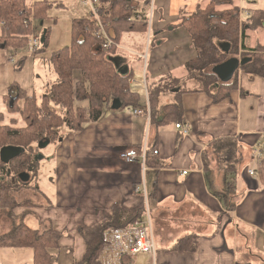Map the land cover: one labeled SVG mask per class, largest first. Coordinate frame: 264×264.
I'll return each mask as SVG.
<instances>
[{
    "label": "crops",
    "instance_id": "crops-1",
    "mask_svg": "<svg viewBox=\"0 0 264 264\" xmlns=\"http://www.w3.org/2000/svg\"><path fill=\"white\" fill-rule=\"evenodd\" d=\"M229 2L217 9L237 7L243 21L255 11L264 12V0ZM205 5V0H154L151 26L145 33H122L111 56L133 73L130 83L140 94V107H113L111 101L99 120L88 121L80 131H67L47 151L52 152L47 155L48 164L54 162L56 178L50 180L52 189L42 191L37 184L41 200L24 222L33 229L53 227L63 232L53 251L56 264H73L82 258L86 246L78 227L98 222L103 209L113 203L143 206L142 220H150L155 243L154 264L264 263V174L252 177L247 173L249 168L256 174L261 171L250 151L264 136V79L239 71L236 89L217 103L204 92H183L180 102L186 134L175 127L176 121L156 124L150 119L145 84L166 75L185 76L184 64L196 51L179 25V16ZM148 35L152 43L147 49ZM244 36L246 48L264 45V23L245 29ZM45 51L34 55L27 49L12 53L0 48V106H5V119L4 98L11 86L34 94L40 103L55 80L50 53L45 56ZM23 71L31 87L19 83ZM74 74L79 78L78 71ZM174 93H161L158 106L174 102ZM133 109H144L148 116L135 115ZM218 139L234 140L237 154H232L230 160L235 157V163L230 166L216 151L219 146L213 143ZM143 147L148 150L144 163L120 159V152ZM42 168L43 163L39 173ZM180 238H190L192 250H176ZM2 249L26 251L1 248L0 254ZM100 253L91 264H106L104 257L95 261ZM145 259L121 255L117 264H153Z\"/></svg>",
    "mask_w": 264,
    "mask_h": 264
},
{
    "label": "trees",
    "instance_id": "trees-1",
    "mask_svg": "<svg viewBox=\"0 0 264 264\" xmlns=\"http://www.w3.org/2000/svg\"><path fill=\"white\" fill-rule=\"evenodd\" d=\"M149 1L98 0L97 16L91 13L89 17L72 19L71 43L48 55L56 78L41 96L40 103H37L34 94L28 95L16 86L9 88L4 98L6 112H19L23 126L15 128L12 119L9 124L3 123L5 114L0 112V150L5 146H16L22 151L7 163L0 160V209L5 210L11 220V226L0 234V249H29L32 254L30 264H56L53 251L59 247L58 242L63 232L53 227L42 231L29 227L24 218L31 214V209L38 207V204L30 200L18 202L13 192L22 187H30L33 176L37 175L38 178L40 163L37 164V157L40 154H31L35 151L33 143L40 149L41 142H46L47 145L55 140L58 142L61 139V127H65L69 132L84 129L88 121L99 120L109 101L114 99L126 107H140V94L132 89L130 83L133 73L126 70L114 57L108 56V53H114L122 33L146 32L145 9ZM210 3L198 6L191 14L179 16V25L186 29L196 51V55L184 64L185 76L176 78L166 75L146 86L150 119L156 124L170 120L183 123L180 102L183 92H204L217 103L226 99L230 92L236 89L239 71L264 79V45L249 49L243 44L245 29H256L262 25L264 12L255 11L250 18L243 21L240 20L237 7L214 10ZM214 4L222 5L223 2ZM26 6L27 0H0L1 49L12 53L27 49L28 36L33 29L30 28L29 22L24 24L28 13ZM50 6L47 0H36L33 7L34 16L44 17L46 9ZM136 12L140 14L139 18H136ZM99 24L103 25L113 41L112 46L107 49L102 48L103 39L96 34ZM48 35L49 28L44 29L39 45L31 54L35 55L46 49ZM222 44H227L228 49H223ZM238 49L248 50L249 55L243 54L239 58L250 57V61L240 66L239 71H234L229 80L222 81L215 67L230 58H238ZM22 58L24 56L19 59ZM76 71L79 72L77 79L74 74ZM164 92H175V101L159 107L158 96ZM17 101L22 102L20 107L16 106ZM78 102L86 104L79 106L76 105ZM213 144H218L216 151L221 152L224 162L229 163V166L235 163V157L230 160L232 154H237L234 140L218 139ZM35 188L38 189V186ZM23 207L26 210L17 214L16 211L22 210ZM143 217V206L124 207L113 203L103 209V217L98 222L78 227L77 233L86 247L82 258L73 264H91L102 250L106 230L132 226L135 222L142 221ZM175 248L180 251L192 250L193 241L190 238H180ZM99 259L100 256L95 261L98 262ZM122 264L126 263L123 261Z\"/></svg>",
    "mask_w": 264,
    "mask_h": 264
},
{
    "label": "rangeland",
    "instance_id": "rangeland-1",
    "mask_svg": "<svg viewBox=\"0 0 264 264\" xmlns=\"http://www.w3.org/2000/svg\"><path fill=\"white\" fill-rule=\"evenodd\" d=\"M35 1L30 2V0H27V6L26 7H28V10H27L28 13L26 15H27V18L29 16H31V18H32V22L31 23L29 22L30 28L33 29L32 33H34V34L36 33V34H39L41 36L44 29L49 28V35H48V41H47L45 56H47L50 52H52V51H54L60 47H63L65 45H69L71 43V36H70L71 20L74 18L89 17L90 12H91L90 11L91 7H90L88 0H47L48 3L51 4V6L46 9L44 17H36V16H34V9H33ZM210 1L211 0H205V3L209 4ZM215 2H223V4H225V5L230 3L229 0H214L213 2L210 3L211 4L210 6L214 7V10H217V7L221 6L220 4L215 5L214 4ZM187 7H189V5H187ZM259 15H262V13H259ZM0 24H2V23H0ZM147 38H148V41H146V44H147V49H148L149 44L151 45L152 42H151V40H149V35ZM23 51H21V52H23ZM146 51L147 50H145V52ZM238 52H239V55H237L238 58L241 55L248 53L246 51H243L242 49H238ZM112 55H113V53H108V56L111 57ZM17 59H18V57H17ZM238 71H239V69H238ZM18 78L20 79L18 81L21 85H24V87H31L32 84L28 83V78H27L25 71H23L18 76ZM146 86H147V84H145V87ZM82 103L83 102H78V103H76V105L82 106ZM109 103H110V101H109ZM15 104H16V106L20 107L22 105V102L17 101ZM4 108H5V106H0V111L4 112L5 111ZM6 115H7V117H6V119L4 118L3 123L9 124L10 120L12 119L13 120L12 123H13V126L15 128L23 126V122L20 119L21 117H20L19 112H15L14 114H7L6 113ZM67 131L68 130L65 129V127H61L60 135L61 136H62V134L64 135ZM56 143H57V141L55 140L54 142H52V144H50L49 146H46L45 149H37V147L35 146L36 144L33 143L35 151H34V153L32 152L31 154L32 155L33 154H40L39 160L37 161V164L43 163V168H42V171L40 170L39 180L37 179V175L33 176V174H31V176H33V179L30 180L31 181L30 184H32V185L30 187H27V186L22 187V188L16 190L15 192H13L15 199L18 202L22 203L25 200H30L33 203H38L41 200V198H40V195L38 194L37 189L35 188V186H37V184L39 185L40 190H42V191L49 189V188L52 189V186L50 185V180H51V182L54 181L56 178V175L54 174V171L52 170V168L54 167V162H50V164H48L47 155H49L50 152H47V151L48 150L52 151L53 145H55ZM256 166L259 167V170H261V171L260 172L257 171V174H256V171H254L253 174H250L248 172V169H247V173L249 176L254 177L256 175H259L260 173L264 174L263 164L260 163ZM23 170L25 171V169H23ZM48 170H49V172H48ZM36 180H38L37 183H36ZM5 212H6L5 210L0 209V227L2 228V231L0 233L6 231L11 226V220L6 215ZM9 252H11L12 254H9ZM25 252H28V253L25 254ZM113 252H114L113 250H110V251H107L106 254L100 253V255L106 259V264H110V263L117 264V260H118L119 256H117ZM137 258L140 259L142 257L134 256L135 260H137ZM31 259H32V255H31V251L29 249H26V251L18 250V252L16 250L12 251L10 249H7V251H6V250L2 249L1 254H0V264H18V263L30 264ZM143 261L146 262V259ZM149 261L154 264V258L150 259Z\"/></svg>",
    "mask_w": 264,
    "mask_h": 264
},
{
    "label": "built area",
    "instance_id": "built-area-1",
    "mask_svg": "<svg viewBox=\"0 0 264 264\" xmlns=\"http://www.w3.org/2000/svg\"><path fill=\"white\" fill-rule=\"evenodd\" d=\"M33 1V0H31ZM90 4L91 13L94 16H97V7L98 0H88ZM154 0H150L149 4L146 7V22L147 26H151L154 10ZM247 15V13H245ZM140 14L136 12V18H139ZM27 22H32L31 16L24 21V24L27 25ZM96 34L103 39L102 48L107 49L112 46L113 41L105 32L102 24H99ZM40 35L31 33L28 36L27 52L32 53L34 49L39 45ZM135 115H144L148 116V112H144V109H133ZM175 127L180 129L183 134L188 133V128L184 123H176ZM148 150L144 147L139 151L130 148L120 152V159L127 162L133 163L138 159L142 163L145 161L146 152ZM152 154H157V150H153ZM251 160L255 165L260 163L264 166V136L252 147L251 151ZM255 171L254 168H249L248 172L253 174ZM185 173V172H184ZM104 243L102 246L101 253L106 254L107 251L113 250L117 256L128 255V256H141L146 259H153L155 256V243L152 235V230L150 226V220L146 219L145 221H137L132 226L119 228V229H108L104 232L103 235ZM104 251V252H103Z\"/></svg>",
    "mask_w": 264,
    "mask_h": 264
},
{
    "label": "water",
    "instance_id": "water-1",
    "mask_svg": "<svg viewBox=\"0 0 264 264\" xmlns=\"http://www.w3.org/2000/svg\"><path fill=\"white\" fill-rule=\"evenodd\" d=\"M221 47L225 50L228 49L227 44H222ZM248 61H250V57L230 58L226 62L216 66L215 70L222 81H227L232 77L234 71H236L240 66L244 65ZM112 101L113 107H118L121 105V103L116 99ZM12 103L13 99L10 100V105H12ZM46 146V142L39 143L40 149H43ZM21 151L22 149L16 146H5L0 150V160L4 163H7L10 159L20 154ZM37 158H39V156Z\"/></svg>",
    "mask_w": 264,
    "mask_h": 264
},
{
    "label": "bare ground",
    "instance_id": "bare-ground-1",
    "mask_svg": "<svg viewBox=\"0 0 264 264\" xmlns=\"http://www.w3.org/2000/svg\"><path fill=\"white\" fill-rule=\"evenodd\" d=\"M101 257H102V256H100V260H101Z\"/></svg>",
    "mask_w": 264,
    "mask_h": 264
}]
</instances>
